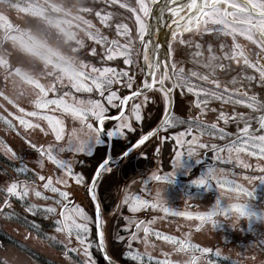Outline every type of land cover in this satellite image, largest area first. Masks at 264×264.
<instances>
[{
	"label": "snow or ice",
	"instance_id": "6c2138e0",
	"mask_svg": "<svg viewBox=\"0 0 264 264\" xmlns=\"http://www.w3.org/2000/svg\"><path fill=\"white\" fill-rule=\"evenodd\" d=\"M0 5H6L9 10H15L18 13H24L26 16L40 19L44 24L53 26L59 29L60 32L70 39H73L81 50L85 49L84 40H77L75 34L66 30L65 25L71 24L70 19H66V16H72L69 9L63 7L61 4L55 2V0H0ZM96 5L100 7L97 8ZM109 6H118L119 9H124L131 13V18L134 20L135 35H133L132 29L129 24L124 22L128 17L124 16L123 12L108 10ZM73 7L77 8V13L73 17L77 21V26H83V30L87 40L94 41L100 45L101 52L105 55L101 57L102 60L111 61L116 57L123 58V64L138 68L140 74L150 77L151 80L145 79L142 83H137L135 72L130 74L129 69L114 68V67H95L90 66L85 68L79 75L77 81L71 82V88L77 92L91 93L93 88L100 92L101 96L107 92L105 97L108 104L113 108H117L115 101H119L118 117L113 119L119 120L114 128L107 129L106 127H94L93 123L89 122L88 117H94L96 121H99L102 125L105 120L108 119L104 115L107 109L101 104L100 100L72 98V103H68L65 97L69 94L64 93L59 99H49L48 93L56 90L55 83L49 86H45L35 75H30L29 72L22 71L21 68L16 67L13 61L14 49L18 46L23 49L25 53L39 58L44 62V65H53L55 68H61V62L72 66V62L69 58L61 56L60 53L54 50L44 39H38L35 36L29 38L26 42L24 40V33L20 30L18 24H13L3 11H0V69L5 72V80L11 85L13 93L19 86L17 80L13 77H19L24 82L33 85L38 89L36 97L30 100V103L34 105L33 111L25 113V109L16 104L20 113L29 117H36L48 122V128L55 135V140L60 142L64 141V121L60 117L48 115L47 110L50 105H56L62 113L67 114L73 121H78L80 129L87 128L93 130L94 135L88 136L87 139H83L80 135H77L78 129L73 128L70 133L67 134V141L62 144H49L45 147L41 144L37 147L36 143L31 140H26V143L39 154L41 159L37 160V164L40 168L44 167L42 162L43 157H47L53 164L64 170V173L76 181L77 184L83 185L86 195L90 196L91 201L95 203V225H96V241H93L87 235L89 233V224L92 223V217L88 215L85 210L76 205L73 209L72 217H66L64 211L61 210L60 215L64 217L63 221H57L61 227L58 231L67 232V238H70L75 234V239L78 242L79 250L82 251L84 259L80 261V264H96V261L92 259V254L89 251L92 244L95 242L97 250L104 253L107 264H118L117 260L113 259L111 255H108L105 232L103 230V223L101 220V208L100 203L97 200L96 187L101 177L111 171L109 167L110 161L107 158H101L95 162L91 169H88L86 173L73 172V166L70 161L60 158V154L65 151L72 153H86L90 155L94 150V146L107 143L104 139L107 137H125V130L132 131L133 124L131 119L140 121L141 109L143 103L149 101L151 97L145 95L149 89H153L154 86L159 84V91L164 97V111L166 115L163 117L161 127L167 126L173 122L171 112L169 111V105L172 103L170 94L174 88H187L189 93H194L197 96V100L194 101L199 111L196 113L195 118L189 117V122L192 127L181 132L176 140L177 144L188 143L190 146L197 143V137L194 135L189 141H184L182 138L189 132L196 129V131L203 132L206 129H213L211 135H219L221 140H224L223 145L211 144V148L214 153H220L214 155L212 159L215 160H227L232 162L235 160L237 164H243L244 168H251L250 163L241 159V153H247L250 156H264V135L254 136L250 134L249 122L253 119H257L259 126L264 128V99L257 97L256 93L249 94L248 88H251L253 83L264 87V0H202L198 3V0H190L187 4L188 12L197 10L195 16L179 15L180 6L177 5L175 9L169 8V12H173L174 15H179V19L174 21L175 28L171 30L172 40L169 41V51H172L173 42L176 46H186L192 48L195 45L197 63L202 64L206 74H201L196 71H190L185 73L184 68L178 67L173 64L171 71L163 69L159 73V79L157 80V69H161V64L158 60L152 59L149 54V45L144 42L145 33L147 31V25L144 21V17L148 16L150 12V6L147 0H75ZM81 13H94L95 18L98 19L99 24L106 28H111L114 24V30L116 38L109 39L105 35L100 27L93 24L92 20L86 19ZM187 19V23H182ZM190 29L192 30L190 32ZM184 33H189L185 38ZM204 33L211 34L214 39L218 41L217 45L208 42L206 48L199 41L194 40V37L199 35L203 36ZM243 37L246 41L256 45L259 51H254L252 48L246 47L245 44L239 43L237 37ZM222 37H230L231 43H226ZM123 40V42H121ZM139 41V43H137ZM12 49V50H10ZM92 55L97 53V49L92 47L90 49ZM146 53V54H145ZM52 56L58 57V60L53 64ZM254 57V58H253ZM235 65V67H234ZM145 68L148 71H145ZM238 68V71H237ZM251 69L253 72H249ZM29 71H32L31 69ZM235 72L232 75L228 83L224 86L221 84V75H227L228 73ZM190 77H198L199 80L204 81L205 84H210L211 87L204 85H198L193 83ZM62 75H57L56 80H62ZM171 79L172 86L167 87L166 81ZM85 81H90L85 83ZM114 85H119L121 89L129 90L127 95L120 96L117 94L118 90H113ZM135 88L134 91L131 89ZM23 94V93H21ZM2 96L9 104L15 103L13 99H10L8 95L0 91ZM143 98L142 102L133 103L131 109L127 115H125V103L131 100H139ZM210 101H219L221 109H223L226 103H230L233 106L245 105L248 109L253 110L260 115L258 117L253 116L251 113L237 112L233 107L231 117L224 111L220 110L216 120L224 121L227 125L231 121L236 123H243V127L239 128L240 135H237L234 139H226L231 134L227 133L223 127H218L217 123L213 121L210 125L205 122L204 113L206 111L216 112V109H210L208 107ZM155 103V101H153ZM2 107V106H0ZM16 119L24 128L39 129L44 132L45 129L41 127L39 123H32L31 120H26L24 115L17 116ZM0 120H3L9 127H13L12 121L7 117L0 116ZM178 123L184 121L178 120ZM157 131L156 128H152L151 131L146 132L135 139V143L132 145L136 148L143 145L149 137ZM0 145H3V152L11 159H18L16 152L3 144L0 141ZM209 145L201 144L200 147L206 148ZM252 151L249 152V148ZM258 149V151H257ZM157 153L159 149H156ZM189 155L195 153V148L189 147ZM181 156L180 151L175 152V157L172 160V166L175 169L179 166ZM261 171H264V163H257L256 165ZM27 165H23L16 169L17 173L27 171ZM231 170L217 168L210 165L206 168V171L193 179L191 182L195 185H203L206 188L210 186V182L215 181L216 187L224 189L226 184H232L233 181L227 179V174ZM39 180L43 182V189H50L53 193H58L63 202L66 204L68 193L53 185L52 177L47 179L43 175H39ZM171 174H166L161 177L153 173L152 179L161 180L168 179ZM264 180V177H261ZM90 181V182H89ZM56 183H67L63 178H57ZM147 183V181L145 182ZM236 191H245L239 184L236 185ZM0 191L6 192V196L3 203L0 204V209L9 205V199L7 196H15L23 201L29 195L35 197H41L43 195L41 190H37L36 181L32 179H13L11 183L7 184L6 188L0 189ZM157 200L159 193L156 194ZM45 200L50 197L44 196ZM61 203V201H57ZM124 203L128 205V208L132 213L138 211L140 207H148L149 205L156 209L162 207V210L167 213L169 208L163 207L156 201L151 199H143L141 196L128 194L125 197ZM39 206L30 204L29 211L34 210ZM55 208L49 206L46 208V212L54 213ZM221 215H238L240 217L248 216L254 217L257 213L249 209V206L245 203H231L229 206L222 207V202L219 196H217L215 203L206 211L192 212H177L175 215L181 217H194L198 223L195 224L196 229H200L202 224L210 222L213 225H217V220L214 218L217 214ZM261 217H264V210H261ZM127 223L124 225L125 229L135 226V231H132L127 239L131 243L132 241L140 240L145 249L147 250L150 240V233L154 230L145 224L143 220H136L132 217H124ZM155 218H153V221ZM153 221H149L151 224ZM143 231V236H139L138 233ZM154 235L159 239H162L170 244H175L177 247L174 249L176 252L182 250L188 252L189 259L184 261V264H197L198 257L195 252L209 253L210 248L200 247L198 244H192L188 242V239H181L173 235H165L160 232H154ZM184 237H188V233H183ZM116 240H124V236L119 234L114 237ZM129 243V246H130ZM72 252H77L78 248H72ZM67 254V249L66 253ZM125 256L131 257L134 261H140L143 264V257L147 252L139 251H126L123 253ZM167 256L168 253H165ZM216 255L219 256L220 252L217 250ZM149 260L155 259V257L149 256ZM0 264H6V262H0ZM159 264H177V261L173 260H161ZM260 264H264V260L260 261Z\"/></svg>",
	"mask_w": 264,
	"mask_h": 264
},
{
	"label": "rangeland",
	"instance_id": "374dc122",
	"mask_svg": "<svg viewBox=\"0 0 264 264\" xmlns=\"http://www.w3.org/2000/svg\"><path fill=\"white\" fill-rule=\"evenodd\" d=\"M151 1H156V0H147L149 6ZM121 10H122L121 12L124 13V16L128 17V19H125L124 22L129 24L130 28L132 29L133 35H135L134 20L131 18V13L127 12L124 9ZM0 11H3L6 15H8L9 19L13 24L18 23L20 25L19 28L25 34L24 40L26 42L32 36H35L38 39H44L54 50L58 51L61 56L67 57L71 60L72 62L71 67L74 68V71H70L69 70L70 66L64 62H61V68L57 69L53 65H44V62L39 60V58L33 57L32 55L25 53L23 49L19 48L18 46L14 49L13 61L14 63L16 62L15 63L16 67L21 68L22 71L29 72L30 75H35L45 86H49L52 83H55L56 90L54 92L50 91L48 93L49 99H59L61 95L67 93L69 94V96L65 97V99L68 101V103H72L73 97L82 98L85 100L87 99L100 100L101 104L107 109L104 115L119 110V101H115V103L117 104V108H113L111 105L108 104L105 98L107 96V92H105L104 95L101 96L100 92L96 91L95 88H93V91L91 93L77 92L75 89L71 88L70 83L77 81L80 73L82 71H85V68L90 69L91 65L98 68L101 67H114L117 69L125 68L130 70V74H132V72L136 73L138 71V68H134L133 66H129V65H124L123 61H116L118 60L119 57H116L111 61L102 60L101 57L105 55V53L101 52L99 44H96L94 41L87 40L83 30V26L78 27L77 21L73 19V17L76 15L75 12L74 13L71 12L72 16L65 17L66 19H70L72 21L71 24L65 25V28L66 30L74 33L75 38L77 40H84L85 49L83 50H81V48L77 46V44L74 42L73 39L66 37L64 33L60 32L59 29L53 26L45 25L44 32L40 30V25H39L40 19L26 16V14L24 13H18L9 10L6 5H0ZM81 15H84L86 19L92 20L93 24H95L97 27H100L101 31L105 35H107L109 39L116 38L114 24L112 25L111 28H106L99 24V21L97 18H95L94 14L81 13ZM146 17H144V21ZM191 31L192 30L190 29V32ZM188 35L189 33H184L185 38H187ZM238 38H242L243 40H245V38L243 37L238 36L237 40ZM221 39L225 40V37H222ZM229 39L231 40L230 37ZM194 40L199 41L202 45L205 46V48L208 42L213 43L214 46L218 44V41L214 39L211 34L208 33H204L203 36L197 35L194 37ZM59 42H62V45H60ZM121 42H123V40H121ZM137 43H139V41H137ZM66 45L68 46L71 45V47L68 48L66 47ZM92 47H95L97 49V53L95 55H92L90 52V49ZM196 51L197 49L195 48L194 44L192 48H188L183 45L176 46L175 42H173V48L171 52L173 55L174 64L178 65V67L184 68L186 74L190 71H196L201 74H206L205 70L202 67V64H198L196 62L198 59L196 57ZM51 59L53 60V64H55L58 60V57L52 56ZM20 62H23V64H20ZM30 69L32 71H29ZM5 75L6 74L4 70L0 69V91L4 92L5 95H8L10 99H13L15 103L9 104L8 101H6L2 96H0V106H2L0 107V116L7 117L9 120H11L13 127H9L3 120H0V125L5 126L7 128V131L9 132V139H11L8 140L10 143L13 142L14 144H18V143L21 144L22 141L23 140L26 141L27 138L28 140H31L33 143H36L37 147L40 144H43L45 147H47L49 144L55 145L66 142L67 134L70 133L73 128H77L78 130L80 129V124L78 121H73L71 117H69L67 114L62 113L59 109H57L56 105H50L49 109L47 110V114L60 117L64 121V133H65L64 141H60V142L56 141L54 133H52L48 128L47 121L40 118L29 117L25 114H22L20 113L19 108L16 107V104L18 103L20 107H23L25 109V113L35 110L34 105L30 103V100L36 97L39 90L36 89L33 85L24 82L19 77H13L17 80V83L19 85L15 89V92L13 93L11 85L9 84L8 81L5 80ZM57 75H62L63 79L59 81L56 80ZM190 79L193 81V83H196L198 85L211 87L210 84H205V82L199 80L198 77H190ZM89 82L90 81H85V83H89ZM117 89H119L117 94L120 96H122L123 93L128 91L126 89H121L119 85H114L113 90H117ZM182 90H184V92H182ZM182 90H180L178 93L177 105L180 107L179 114L172 116L173 118H175L173 119V122L167 126H164L165 128L163 127L164 129H162L160 133L154 137L153 143L148 146L151 147L154 144L155 153L157 154L154 156L155 157L157 156L156 158L158 159V161H160V158H162V155L164 154V148H165L164 141L166 140V137L168 138L172 136L173 137L172 146L174 148V153L168 159L167 162V164L171 166H172V160L175 157V152L177 150L181 152V156L179 157V159L181 160L180 166L176 167L175 169L172 166V169L169 172L162 171L161 166L157 167V169L160 172H162L161 175H165V174H171V175L169 176L168 179L160 180L159 196L162 198V201L165 202L164 206L169 208V211L165 213L161 208L163 217L159 216V221H158L159 228H157L158 230H155L154 232L158 231L162 234L169 235V233L165 232V230H167L166 225L167 223L174 224L175 221L166 217L167 214L175 215V213L177 212L195 213L198 211H206L214 205L217 196H219L221 199L222 207L229 206L231 203H246L249 206V209L255 211L257 215L254 217H249L247 219L240 218L238 221H236L235 227L232 226V222L235 220L234 214L221 215L220 213H218L217 216L214 217L218 222L215 228L212 227L210 222H205V224H203V226L200 229H196L195 224L198 223V221L194 217L191 218L182 217V221H178L181 225L180 226L175 225L174 233L173 234L170 233V235L179 237L181 239L186 238L188 239L189 243L198 244L200 247L211 248L213 247V243H215L217 240H220L219 243L220 245L221 243L223 244L224 251H227L230 254H232L233 252L234 249L233 241L235 239V233H237L238 235L241 236L238 239V252H239V257L242 259L249 253V251H252V249L254 250L258 249L256 246L258 241L254 240V238L252 237H249V235L256 233H260V234L264 233V219H262L261 217V210H264V180H262L261 177H264V171H261V169L256 166L257 163H264V156H250L247 153H241L240 154L241 159H243L247 163H250L252 165L251 168H244L243 164H237L235 160H233L231 163L228 162L227 160H217L214 164H210L217 168L231 170L227 174V179L233 181V183L226 184L224 189L217 188L216 185H214L216 184L215 181H213L212 183L210 182V186L207 187L205 190H202L204 187L203 185H195L191 181L187 183L181 181L180 175H184L187 172V170L191 169L194 165H199L200 163L206 161L202 156H200L203 150L205 149L200 147V145L207 144L209 145L208 147H210L211 144H213L212 140L214 138L219 137V135L216 136L211 135V132L215 131L213 129L209 128L203 132H200V131H196V129L193 128V130L187 133L182 139L184 141H189L192 139V136L195 135L197 137V143L195 145L190 146L186 142L183 144L176 143L179 133L185 132L186 129L192 127V124L189 122V119L185 120V118L181 114L182 107L184 105L188 106L190 111L189 117L191 116L193 118H195L196 113L199 111L195 103H193L194 101L197 100V96L194 93H189L187 91V88L184 89L182 88ZM56 91H59L60 94H58ZM145 95H149L151 99L143 103V107L141 109L142 119L140 121H135L134 119L130 120V122L133 124V129L135 126H138L140 128L141 134L145 132L149 127H151L157 121L162 106V96L159 89H155V91L153 90ZM142 100H143L142 97L139 100H132L131 103L129 104L128 111L125 113V115L129 113L131 109V105L133 103L142 102ZM153 101H155V103H153ZM217 102L219 101H210L208 105L210 109H216V112L206 111L204 113L205 122L209 125L213 121H215L216 123L217 121H220V120H216V117L218 116L219 111L221 110L220 102L218 104ZM245 105H240V106L242 107ZM157 107L159 109V113L157 116H155ZM20 115H24V118L26 120H31L32 123H39L41 127L45 129V131L41 132L39 129L24 128L16 119V117ZM88 120L89 122L93 123L94 127H97L96 126L97 121L95 120L94 117L89 116ZM145 120L146 122H144ZM178 120H182L184 122L178 123L177 122ZM118 123H120L119 120L106 122L107 126L110 129L114 128ZM217 125L219 124L217 123ZM182 127H185V129H182ZM168 132L171 133L170 136H168ZM77 135H80L79 131L77 132ZM188 135H190L189 138H187ZM253 135L254 136L264 135V129L260 132V134L254 133ZM114 138L117 139V141H119V139L121 140L123 137L114 136ZM183 146H185L186 150L183 149ZM189 147L195 148L194 154L189 155V151H188ZM157 148L159 149L158 153L156 151ZM251 151L252 148L250 147L249 152ZM73 154L75 153H72L70 151H65L64 153L60 154V158L70 161L72 163L74 159ZM219 154L220 153H214V155H219ZM39 159H41L40 154L36 153L35 149L30 147L29 158L26 159L24 163L21 162V165L26 164L27 167L29 166L30 177L31 179L37 181V185L38 183L41 186L43 185V182L40 181L39 177L36 175V173H39V175H43L45 176V178L46 176L47 178L51 176L53 185L59 188L58 185H60V183H56V181L57 178H62L61 171L63 169L53 164L52 161L47 159V157H43L42 162L44 164V167L40 168L39 165L36 163L37 160ZM206 168L203 169L200 175H202L206 171ZM154 170H156V167ZM163 181H167L169 185H167V182L165 183V185H163L161 183ZM117 182L118 180L116 179L112 190L118 187ZM138 183L139 182H136V180L132 181L130 182L128 188L122 191L119 188H117L114 192V201H117L119 199L120 201H124L126 195L128 194L141 196V194L138 193V187H137ZM237 184L241 185L245 191H240V192L236 191L235 188ZM77 186L79 191H81L82 185L77 184ZM47 190L50 191V189ZM39 198L40 197H36V200L39 201L40 200ZM146 199H150V197H147ZM158 201L160 203L162 202L161 200ZM184 202H187V204L183 205L182 203ZM112 222H111V230H110L111 238L115 239L114 238L115 235L119 234L121 236V234H120V229H117L116 227L118 221L115 223L113 222V224ZM188 228H192V229L190 231L183 230ZM183 233H188V237H184ZM124 240H118V241H121L123 244ZM125 243H126L125 244L126 247H128L129 243L128 242ZM152 245L153 243H149L148 248H151ZM129 247H131V244ZM176 247L177 246L175 244H170L162 239L157 238L156 241H154V257H155L154 262L157 261L156 263H159V261L161 260L168 259V255L166 256L165 253H168V249H172ZM177 264H184V262H177Z\"/></svg>",
	"mask_w": 264,
	"mask_h": 264
},
{
	"label": "flooded vegetation",
	"instance_id": "af4514ba",
	"mask_svg": "<svg viewBox=\"0 0 264 264\" xmlns=\"http://www.w3.org/2000/svg\"><path fill=\"white\" fill-rule=\"evenodd\" d=\"M57 3L61 4L63 7L69 9L71 12L77 13V8L73 7L75 0H57ZM16 12L15 10H13ZM46 25V24H44ZM226 43L230 44L231 40L229 37H225L224 40ZM238 42L245 44L246 47L252 48L254 51H259L256 45L252 44L249 41L243 40L242 38H238ZM62 45V42H59ZM66 47H71L66 45ZM254 58V57H253ZM235 67V65H234ZM238 71V68H237ZM249 72H253V70L249 69ZM232 75H235V72L228 73L227 75H221V84L222 86L226 85ZM158 77V72H157ZM156 77V79H157ZM247 91L249 94L253 92L256 93L257 97L260 99H264V87L253 83L251 88H248ZM235 107L237 112L251 113L253 116L258 117L260 114L254 112L251 109H248L247 106L242 107L237 104L233 106L232 104L224 105L223 109L230 117ZM218 126L223 127L227 133L231 135L226 139H234L237 135H240L238 129L242 128L244 125H240V123H236L234 120L225 125L224 121H217ZM250 124V134H260V132L264 129L259 126L257 119H253L249 122ZM139 128L136 127L135 130L130 135H134L138 133ZM28 135V134H27ZM131 136L126 137V139ZM9 132L5 126L0 125V141H3V144H6L8 147H11L15 152L18 159H11L9 156H6L3 152V145H0V189L6 188L7 184L11 183L13 179H31L29 166L28 170L25 172L17 173L16 169L18 167H22L21 162H25L26 159L29 158L30 154V146L26 143L25 140L22 143L14 144L10 143ZM26 140H28L26 138ZM213 143L218 145H223L225 143L224 140H221L220 137L214 138ZM153 141L146 145L145 148L135 149L130 155L121 163L123 164L122 169L120 171V177L118 179V188L121 190L127 189L130 182L135 181L139 182L138 193L141 194L143 199L150 197L151 200L156 201L158 204L164 206L162 198L159 196L158 200H161L160 203L157 200L156 194L159 193V185L160 180L152 179L153 172L158 176L161 175L157 167L159 165L158 159L154 156L157 155L155 153L154 144L151 147ZM167 143V142H166ZM21 145V146H19ZM41 145V144H40ZM170 146H172L170 144ZM99 148V146H98ZM185 150V147H183ZM74 159L72 162L73 172H81L82 174L86 173L88 169H91L93 164L96 162L95 156V146L94 150L90 155L86 153H75ZM72 155V158H73ZM202 157L210 161V163L203 164L204 167H207L210 164H214L217 160H213L214 152L210 147H207L201 153ZM164 163V161H162ZM156 167V170H154ZM172 169L170 168H162V171L169 172ZM203 169H201L200 173H202ZM62 178L67 181V183H60L58 187L67 192L69 195L67 197V203L63 202V198L59 196V194H55L47 189H43V187L38 183V190H41L43 195L39 198L40 200H36L34 195H29L23 201L20 198L15 196H7L9 199V205L5 206L3 209H0V262H6V264H80V261L84 259L82 251L79 250L78 242L75 239V234H73L70 238H67V232L58 231V228L61 227L60 224H57V221H63L64 217L60 215L61 210L64 211L66 217L71 218L73 209L76 205L82 207L85 212L88 213L90 217H92V223L89 224V233L87 234L90 239L96 241V229H95V207L94 203L91 201L90 196L86 195L84 186L82 185L81 191H79L76 181L72 178H69L64 171L62 170ZM200 176V174H199ZM149 177V179H148ZM181 181L185 183L190 182V170L188 169L184 175H180ZM47 179V176H46ZM33 180V179H32ZM35 181V180H34ZM147 181V183H145ZM167 181L161 182L165 185ZM213 182V181H212ZM211 182V183H212ZM37 184V181H36ZM115 184V180H108L107 177L103 178L102 182L98 185V198L100 201L101 207V216L103 221V230L105 232V240L107 248L111 254V256L116 259L120 264H140V261H134L131 257L125 256L123 253L129 250L139 251V252H147V254L143 257V264H154L153 260H149L148 257H154V241L158 238L153 233H150L149 240L150 243H153L151 248L147 250L144 248L143 243L140 240L132 241L131 243L128 241L127 236L135 231V226L132 228L125 229L124 225L127 221L124 217H132L136 220H143L147 226L151 229L158 230V221L159 216L163 217L161 212L162 207H157L153 209L150 205L148 207H140L138 211L132 213L128 208V205L124 203V201H110L112 188ZM167 185L169 183L167 182ZM216 185V184H215ZM204 186L202 190H205ZM128 192V191H127ZM126 192V193H127ZM6 196V192L0 191V204L3 203V200ZM47 196L50 199L45 200L43 197ZM57 201H61V203H57ZM34 204L39 207L35 208L32 211H29V205ZM183 205L187 204V202L182 203ZM53 207L56 209L54 213L46 212L47 207ZM171 220H174L175 223H167V227L165 230L166 233L173 234L174 226L181 224L178 221H182V217L178 215L167 214ZM153 218L155 220L153 221ZM117 222L118 229H120L121 236L125 237L124 243L116 239H111V222ZM149 221H153L149 224ZM162 229V228H160ZM192 228L183 229L190 231ZM139 236H143V231L138 233ZM243 235V234H242ZM220 236V235H218ZM241 236L235 233V239L233 241L234 249L232 254L227 251H224L223 244L220 245V240H217L213 243V247L210 248L209 253H200L195 252L197 257L203 255L206 260L211 261V264H260L261 260H264V233H256L251 234L249 237L254 238V240L258 241L256 250L252 249L249 253L244 257H239L238 252V239ZM220 238V237H219ZM186 239V238H184ZM243 240V239H241ZM131 244V247H126V243ZM212 244V243H210ZM143 246V248H142ZM72 248H78L77 252H72ZM67 249V254L66 253ZM175 248L168 249V260H173L177 262H184L190 257L188 256V252L182 250L181 252L174 251ZM216 250H219L220 255H216ZM89 251L92 254V259L96 261V264H107V262L102 258L99 251L96 249L95 242L92 244ZM179 254V255H178ZM199 263V261H197ZM159 264V263H156Z\"/></svg>",
	"mask_w": 264,
	"mask_h": 264
},
{
	"label": "water",
	"instance_id": "95a60500",
	"mask_svg": "<svg viewBox=\"0 0 264 264\" xmlns=\"http://www.w3.org/2000/svg\"><path fill=\"white\" fill-rule=\"evenodd\" d=\"M170 1L171 0H158L156 3L153 4L152 9H151V5L155 1H151L150 2V9H151V11H150L149 19H148V25H147V18H148V16L145 19V23L147 25V31L145 33L144 41L145 42H148L149 41V43H150V46H149V54H150V57L152 59L158 60L160 62L161 66H162L161 69H160V72L164 68L163 60H165V62L167 64L168 71L169 72L171 71V61H170V55H169V44H168V41L172 39V37H171V30H174V28H175L174 21H176V20L179 19V15H183V16H187V15L195 16L196 15V11H197V10L194 9V10H192L191 13H189L188 12V9H187V5L186 6L180 5L179 15H174L173 12H169L168 13L169 14V19H168V23H169L168 26L169 27H167V31H168V34H167V32H166V11L170 7ZM176 1L177 2H184L185 0H176ZM189 2H190V0H188V3ZM201 2H202V0H198V3H201ZM175 8H176V6H174L173 9H175ZM182 23H185L186 24L187 23V19H185L184 21H182ZM155 27H157V40H154V28ZM145 71H148L147 68H145ZM144 79L151 80L150 77H146L145 75H144ZM166 82L167 83H170V80H167ZM157 85H159V84L157 83L155 86H157ZM174 89H173V91L170 94V99L172 101V103L169 105V111L170 112H172L173 107H174ZM150 90L151 89H149L148 91H150ZM127 94H125V95H127ZM161 96H162V106H161V110H160V114H159L158 119L160 118V116H161V114L163 112V109H164V97H163V94L162 93H161ZM128 102L129 101H127L125 103V105H124L125 110L127 108ZM119 115H120V112H118L117 114H114V115H108L106 117H108V119L114 120L113 118L114 117H118ZM165 115H166V113L163 115V117ZM163 117H162V119H163ZM158 119H157V121H158ZM162 119L158 122V124L155 127H153V128H156L157 131L161 128ZM98 127H102L103 128V125L99 121H98ZM111 145H112V137H108V149H107V153H106L105 158L109 159L110 163L112 161ZM133 149L134 148L132 146H130L123 153L122 157H124L128 152L132 151ZM102 254L104 256V253L103 252H102ZM108 255H109V253H108ZM104 258H105V256H104Z\"/></svg>",
	"mask_w": 264,
	"mask_h": 264
},
{
	"label": "clouds",
	"instance_id": "9594fccd",
	"mask_svg": "<svg viewBox=\"0 0 264 264\" xmlns=\"http://www.w3.org/2000/svg\"><path fill=\"white\" fill-rule=\"evenodd\" d=\"M69 70L70 71H74V68L70 66L69 67ZM78 131L80 132V137L83 138V139H87L88 136L94 135L93 130H89L87 128L86 129L85 128H82V129H79ZM180 164H181V160H180L179 166H180ZM240 218H246L247 219L248 216L240 217V216L236 215L235 216V220L232 222V226L233 227H235L236 221H238ZM262 219H264V217H262ZM211 225H212L213 228L216 227V225H213V224H211ZM202 226H203V224L201 225V227ZM198 260H199V264H211V261L206 260V258L203 255H201L200 257H198Z\"/></svg>",
	"mask_w": 264,
	"mask_h": 264
},
{
	"label": "trees",
	"instance_id": "16d2710c",
	"mask_svg": "<svg viewBox=\"0 0 264 264\" xmlns=\"http://www.w3.org/2000/svg\"><path fill=\"white\" fill-rule=\"evenodd\" d=\"M96 7L99 8L100 6H99V5H96ZM109 9H111L112 11H120V12L122 11L121 9H119L118 6H110V7L108 8V10H109ZM39 25H40V30L44 31V28H45V27H44L43 25H41V24H39ZM139 78H140V76L137 75V76H136V80L138 81ZM177 102H178V96H177L176 105H177ZM187 105H188V104H187ZM184 106H186V105H184ZM118 144H119V143H118ZM118 144H116V147H118ZM122 149H123V148H122ZM122 149H121L120 153L122 152ZM120 171H121V169L113 170L112 172H110L109 174H107V175L104 177V180H105L106 177H107L108 180H111V181H114V180H116V179H119V177H120ZM111 194H112V193H111ZM113 200H114V198H113V195H112L110 201H113ZM112 224H113V222H112Z\"/></svg>",
	"mask_w": 264,
	"mask_h": 264
}]
</instances>
